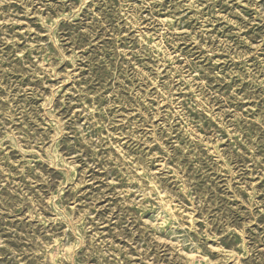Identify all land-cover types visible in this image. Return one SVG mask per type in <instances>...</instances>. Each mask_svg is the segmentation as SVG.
Masks as SVG:
<instances>
[{
    "label": "rangeland",
    "instance_id": "obj_1",
    "mask_svg": "<svg viewBox=\"0 0 264 264\" xmlns=\"http://www.w3.org/2000/svg\"><path fill=\"white\" fill-rule=\"evenodd\" d=\"M0 264H264V0H0Z\"/></svg>",
    "mask_w": 264,
    "mask_h": 264
}]
</instances>
